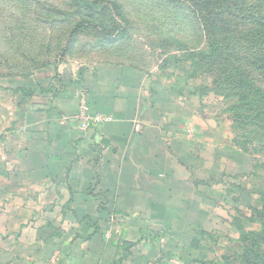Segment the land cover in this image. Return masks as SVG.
I'll return each mask as SVG.
<instances>
[{"label":"crops","instance_id":"0c3cea01","mask_svg":"<svg viewBox=\"0 0 264 264\" xmlns=\"http://www.w3.org/2000/svg\"><path fill=\"white\" fill-rule=\"evenodd\" d=\"M133 32L0 86V264H168L227 210L230 104ZM81 94L110 120L80 130Z\"/></svg>","mask_w":264,"mask_h":264},{"label":"rangeland","instance_id":"374dc122","mask_svg":"<svg viewBox=\"0 0 264 264\" xmlns=\"http://www.w3.org/2000/svg\"><path fill=\"white\" fill-rule=\"evenodd\" d=\"M86 1L115 7L123 17L117 20L118 26L145 29L141 36V32H133L132 39L159 46L168 64L182 62L189 52L207 51L202 23L186 2ZM101 14L84 7L79 0H0V86L15 87L18 80L35 78L47 70L61 55L69 32L76 26L82 25L86 30L78 35L81 40L96 44V28H105L107 33L117 27L107 11ZM260 14L264 15V3L257 12ZM253 77L264 89V75ZM226 101L231 105L235 100ZM254 145H249V152L237 149L240 154H233V174L227 183L226 198L230 200L227 210L217 206L211 218L208 216V226L195 231L193 239L198 244L188 245L192 236L184 231L180 236L184 243L180 252L183 255H169L168 264H242L238 260L240 233L258 225H249L245 217L253 209L264 208V152L255 153L251 150Z\"/></svg>","mask_w":264,"mask_h":264},{"label":"trees","instance_id":"16d2710c","mask_svg":"<svg viewBox=\"0 0 264 264\" xmlns=\"http://www.w3.org/2000/svg\"><path fill=\"white\" fill-rule=\"evenodd\" d=\"M79 1L94 13L104 15L103 12L107 11L115 23L123 19L121 12L111 5ZM166 1L173 4L186 2L202 23L207 51L189 52L182 62L189 64L192 77L207 81L205 89L209 87L225 101L235 100L227 109L235 147L249 152V145L255 144L251 150L263 153L264 89L256 84L253 76L264 75V15H257L264 0ZM125 28L117 23V27L107 33L105 28H96V34L110 39L117 31L123 36ZM84 30L81 25L69 32L60 56L65 55L74 39ZM245 220L251 226L258 225L240 233L241 255L238 260L242 264H264V208L253 209Z\"/></svg>","mask_w":264,"mask_h":264},{"label":"built area","instance_id":"2783aa9c","mask_svg":"<svg viewBox=\"0 0 264 264\" xmlns=\"http://www.w3.org/2000/svg\"><path fill=\"white\" fill-rule=\"evenodd\" d=\"M75 119L78 128L82 131H88L89 129L97 127L110 120L108 117L103 115L92 113L84 94H81L78 99Z\"/></svg>","mask_w":264,"mask_h":264}]
</instances>
